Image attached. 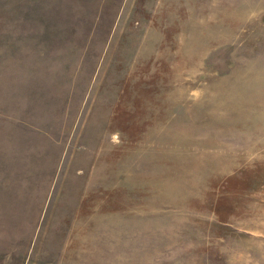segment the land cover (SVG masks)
I'll list each match as a JSON object with an SVG mask.
<instances>
[{
	"label": "rangeland",
	"instance_id": "1",
	"mask_svg": "<svg viewBox=\"0 0 264 264\" xmlns=\"http://www.w3.org/2000/svg\"><path fill=\"white\" fill-rule=\"evenodd\" d=\"M0 264H264V0H0Z\"/></svg>",
	"mask_w": 264,
	"mask_h": 264
},
{
	"label": "bare ground",
	"instance_id": "2",
	"mask_svg": "<svg viewBox=\"0 0 264 264\" xmlns=\"http://www.w3.org/2000/svg\"><path fill=\"white\" fill-rule=\"evenodd\" d=\"M243 120H245V119H243ZM229 122V121H228Z\"/></svg>",
	"mask_w": 264,
	"mask_h": 264
}]
</instances>
